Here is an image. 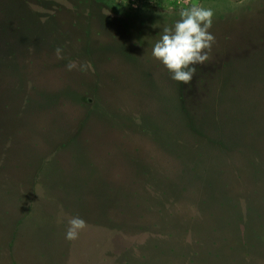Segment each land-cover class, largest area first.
I'll return each mask as SVG.
<instances>
[{"label": "rangeland", "instance_id": "rangeland-1", "mask_svg": "<svg viewBox=\"0 0 264 264\" xmlns=\"http://www.w3.org/2000/svg\"><path fill=\"white\" fill-rule=\"evenodd\" d=\"M194 2L214 11L215 43L191 85L205 73L218 95L226 78L264 107V0H0V56L19 63L0 68V124L22 114L12 128L27 141L6 164L0 138V264H264V143L250 144L251 114L223 124L222 147L200 144L188 171L131 120L154 111L161 122L154 101L173 86L152 48ZM37 116L57 136L41 149ZM77 216L87 228L69 241Z\"/></svg>", "mask_w": 264, "mask_h": 264}, {"label": "trees", "instance_id": "trees-1", "mask_svg": "<svg viewBox=\"0 0 264 264\" xmlns=\"http://www.w3.org/2000/svg\"><path fill=\"white\" fill-rule=\"evenodd\" d=\"M9 39L10 38L8 37V39H6L5 41L6 49L13 48L14 44H16L14 43L13 39ZM245 61L247 62L250 60L249 58H247ZM7 62L11 63L7 64ZM18 65L19 63L14 53L12 54L11 60H8L5 55L0 56V68L4 67L8 73L15 71L18 68ZM7 72L0 71V76H3ZM29 72L31 73L29 69L24 70V80L27 78V76L30 75ZM228 72L229 71L227 69V73L225 72L223 73V75L228 76ZM167 74V77L169 78L173 86L172 93L169 92L168 99L166 98V101L164 102L154 101L155 106L160 105L157 107H160L164 112V115H161L159 117L162 118L160 120L161 122L154 119L156 118L152 113L154 111H150L148 112V114H146L147 112H135L131 120H133V123L136 125L139 132H141L142 134L148 133L154 135L155 140L159 142V144L161 143V145L164 146L165 151L169 152L173 158L180 160V162H184L186 171L193 169L188 165L191 159L195 157H200V161L204 159L206 154H204L202 151L199 152L201 148L200 144L211 146L219 145V147H222V139L218 136L224 133L222 131L223 124L227 125L228 121L230 120L238 124L239 122L235 120L236 115H239L236 116V119L238 121H241L242 113L251 114L249 117L253 119V124H249L251 128L249 135H252L254 137V140H252L250 144L251 146L254 144V146L256 145L257 147L260 144L263 145L264 136H262L261 131L257 130L255 126L256 123L254 121H260L261 127L263 128L264 107L263 105H256V100L254 97H244V93L246 92L244 91V88L247 87L241 86V84L232 83L231 81H229V79L224 78L225 81H223L219 85V94L217 95L212 91H208V88L204 86L205 73H202L201 77L198 78L195 87H193L191 83L188 85L178 83L171 78V74L169 72H167ZM153 75L151 76V78L153 77ZM65 90H67L68 95H71L68 89ZM157 96L159 99L165 98V96L161 94H158ZM51 97L52 99L54 98L53 95H51ZM73 100L75 102H78L82 107L85 105L84 103L88 102V99H85L81 95H76ZM49 104L56 105L54 101ZM226 107H230L231 110L226 109ZM21 116L23 117L22 114L13 116L11 120L14 122H10L11 120H5L6 118H4V125L0 124V138L2 137L4 139L2 148L3 150H5L3 161H5L6 164L7 162H14L15 159L18 158L13 153L14 149H19V147L21 149L24 146H27V141L25 140V138L18 140L19 135L22 133V130L16 129L14 131L12 128L13 125H16L18 121L22 119ZM55 121L56 120H52L51 122H49L50 125H55ZM29 122L32 124H28L32 130H35L34 127H36L40 132V141L35 142L33 145H37L41 149L42 146L50 144L49 138H53V136H55L52 135L53 132L50 127L43 123L38 116L33 118V122L36 123L35 126L32 121L29 120ZM58 122L61 124L60 127H62L64 123H61L60 121ZM82 123L83 122L80 123L81 126ZM74 136L75 137L68 140V143L77 142V139H79V137H82L81 134L77 133ZM55 137L57 138V136ZM81 144L86 146L87 144H90V141L86 139ZM243 148L246 147H243V145L238 146L235 148V150L240 149V152H246L247 150H244ZM187 154L190 157H187ZM49 155L54 156V152ZM43 159L44 161H47L46 157H44ZM192 164L195 165V162L192 161ZM34 178L38 179V175L35 174ZM172 182L173 179L170 177V184ZM171 185L176 187L174 183H172Z\"/></svg>", "mask_w": 264, "mask_h": 264}, {"label": "clouds", "instance_id": "clouds-1", "mask_svg": "<svg viewBox=\"0 0 264 264\" xmlns=\"http://www.w3.org/2000/svg\"><path fill=\"white\" fill-rule=\"evenodd\" d=\"M214 11L199 3H192L179 12L180 19L172 27L164 26L160 38L152 48V56L171 74V78L185 85L192 82L196 65H204L210 59L215 37L210 32ZM56 56L63 59L62 49L57 48ZM67 70L77 68V62L70 61ZM88 62L79 65L80 71H88ZM65 238L69 241L78 239L79 234L87 228V223L80 217L69 220Z\"/></svg>", "mask_w": 264, "mask_h": 264}]
</instances>
